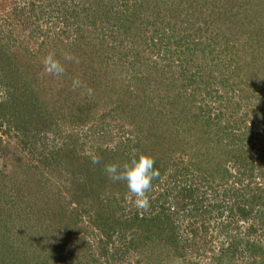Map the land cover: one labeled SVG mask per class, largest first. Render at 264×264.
I'll use <instances>...</instances> for the list:
<instances>
[{"label":"rangeland","instance_id":"374dc122","mask_svg":"<svg viewBox=\"0 0 264 264\" xmlns=\"http://www.w3.org/2000/svg\"><path fill=\"white\" fill-rule=\"evenodd\" d=\"M0 264H264V0H0Z\"/></svg>","mask_w":264,"mask_h":264},{"label":"clouds","instance_id":"9594fccd","mask_svg":"<svg viewBox=\"0 0 264 264\" xmlns=\"http://www.w3.org/2000/svg\"><path fill=\"white\" fill-rule=\"evenodd\" d=\"M66 61H73L78 63V59L65 55ZM44 71L52 76L59 77L65 72V67L57 59L54 54H49L44 59ZM84 87L83 82L78 78L72 81L73 91ZM91 94L92 89H87ZM93 164L100 162L99 157L92 158ZM154 158L146 155H139L130 158L123 164H106L104 166V173L113 182H124L128 193L134 197V204L138 208L146 209L149 206V193L153 187V180L159 177V170L154 167Z\"/></svg>","mask_w":264,"mask_h":264},{"label":"trees","instance_id":"16d2710c","mask_svg":"<svg viewBox=\"0 0 264 264\" xmlns=\"http://www.w3.org/2000/svg\"><path fill=\"white\" fill-rule=\"evenodd\" d=\"M164 13H167V12H165L164 10H162ZM173 11H175L174 9H173ZM161 12V11H160ZM168 14V13H167ZM170 15V14H169ZM157 16H159V14L157 13ZM173 16L172 15H170V17L169 18H172ZM223 36V35H222ZM225 37V36H224ZM193 78H194V76H193ZM192 78V80H194ZM207 123H210L209 122V119H207ZM97 186H99L100 187V184L99 185H97ZM98 187V188H99ZM93 191L94 190H90L89 192L87 191V192H85V193H87V196H91V194L93 193ZM93 200H96V198L95 199H93ZM96 203H98V207H99V210L100 211H103L101 208H103L104 206H103V204H102V202L101 201H97ZM95 205V203H93L92 204V206H94ZM99 217V213L97 212V214H96V218L97 219H99L98 218ZM136 220L137 219H134L133 218V221L134 222H136ZM102 221V220H101ZM140 224H143V226L145 227V229H146V231L148 232V231H152V228L155 226L154 224H152L153 223V220H145V219H141L140 221H138ZM146 223V224H145ZM149 224H151V225H149ZM138 227V226H137ZM152 234H154V235H156L153 231H152ZM167 238H171V236H169V235H167Z\"/></svg>","mask_w":264,"mask_h":264}]
</instances>
